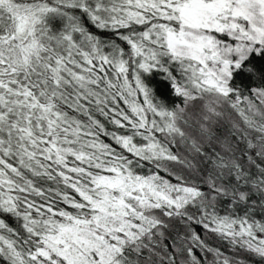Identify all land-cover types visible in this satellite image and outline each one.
<instances>
[{
    "label": "snow or ice",
    "instance_id": "6c2138e0",
    "mask_svg": "<svg viewBox=\"0 0 264 264\" xmlns=\"http://www.w3.org/2000/svg\"><path fill=\"white\" fill-rule=\"evenodd\" d=\"M252 52L264 0H0V264H243L205 235L264 264V87L229 84Z\"/></svg>",
    "mask_w": 264,
    "mask_h": 264
},
{
    "label": "trees",
    "instance_id": "16d2710c",
    "mask_svg": "<svg viewBox=\"0 0 264 264\" xmlns=\"http://www.w3.org/2000/svg\"><path fill=\"white\" fill-rule=\"evenodd\" d=\"M85 24H86V26H88L90 28V30H92L94 32L96 31L90 24L87 23L86 19H85ZM50 25L54 29L58 30L61 27L62 22L60 21V19L56 18V19H52L50 21ZM102 35H103V38H105V39L111 37L110 33H105ZM118 43H121L123 47L127 48V45L124 44L123 42L118 41ZM261 65H264V54L258 56V55H256L255 52L250 53L249 58L245 62L244 66L241 69H238L235 72H233L232 77L230 78V81H229L230 86L237 89V90H243L246 92L250 91L254 87H264V79L254 77L251 73L246 72L244 70L245 67L259 68ZM142 78H143L146 86L150 87L153 91V94L159 100H161L166 106L173 107V106H175L177 104H181L183 102L182 97H179V96L174 94V91H173L170 83L166 79H164L163 74L160 71L153 69L148 73H144ZM98 118L101 119L102 121H104L103 117H98ZM104 123L106 124V127L109 128V130H113V127L111 124H109L107 121H104ZM216 131L219 135L227 134V128L226 127H218L216 129ZM101 139L105 140V142L111 143L110 138L101 137ZM244 147L245 146L243 144L239 145V148L241 150H243ZM216 150L217 151L220 150L218 146H216ZM180 151L185 152V154H186V150L183 147L180 148ZM236 154H237V156H240L239 151ZM151 167H152L151 165L145 164V167L140 169V171L143 174H148ZM169 167L173 168L176 171H179V169L176 168L175 165L170 164ZM252 171L255 172V169L253 168ZM161 174L166 175L163 172ZM226 208H227L226 202L222 203L220 205L219 210H220L221 215L225 214ZM240 214L243 215V209H241ZM257 218L258 219L261 218V214L259 213V211H257ZM13 226H16V225H13ZM197 231H201V230L199 228H197ZM204 238L212 246L220 247L221 250L224 251L229 256L235 255L236 258L243 261V264H259L258 258L252 257V256H250L246 253L240 252V251H236V252L231 251L226 242L219 240L215 236L205 235Z\"/></svg>",
    "mask_w": 264,
    "mask_h": 264
}]
</instances>
